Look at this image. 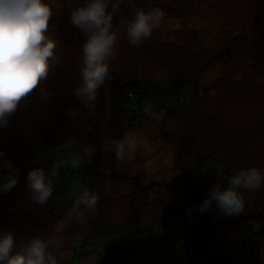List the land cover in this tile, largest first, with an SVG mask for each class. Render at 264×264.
I'll return each instance as SVG.
<instances>
[{"label": "rangeland", "instance_id": "rangeland-1", "mask_svg": "<svg viewBox=\"0 0 264 264\" xmlns=\"http://www.w3.org/2000/svg\"><path fill=\"white\" fill-rule=\"evenodd\" d=\"M43 2L51 9L45 35L55 41L48 74L0 119V238L12 235L10 255L40 239L56 264H94L99 248L146 229L162 236L169 182L185 171L226 181L257 169L259 185L241 184L239 196L242 211L264 215V0H105L116 40L87 104L75 93L90 33L72 14L92 0ZM155 8L164 12L159 26L132 43L137 12ZM176 76L194 79L187 100L136 120L117 110L123 84L168 87ZM37 157L72 166L33 168ZM33 170L51 187L43 203L30 187Z\"/></svg>", "mask_w": 264, "mask_h": 264}, {"label": "trees", "instance_id": "trees-1", "mask_svg": "<svg viewBox=\"0 0 264 264\" xmlns=\"http://www.w3.org/2000/svg\"><path fill=\"white\" fill-rule=\"evenodd\" d=\"M193 84V78L181 76L168 87L132 79L120 88L123 97L117 110L134 120L148 116L151 111L187 100ZM43 165L67 173L72 163L64 158L41 162L37 157L32 166ZM209 180L225 189L233 187L231 180L216 181L189 171L174 175L168 185L170 205L160 218L164 234L156 236L146 229L145 234L125 238L106 250L96 248L94 264H264V215L245 213L241 208L229 214L214 198L216 191ZM235 191L239 195L238 187Z\"/></svg>", "mask_w": 264, "mask_h": 264}, {"label": "clouds", "instance_id": "clouds-1", "mask_svg": "<svg viewBox=\"0 0 264 264\" xmlns=\"http://www.w3.org/2000/svg\"><path fill=\"white\" fill-rule=\"evenodd\" d=\"M105 0H92L86 7L79 8L72 14V21L90 33L83 47L84 65L82 67V84L76 95L87 104L96 96V90L104 83L108 72L105 59L112 54L116 40L111 27V14H106ZM51 16L50 7L43 0H0V119L5 114L16 110L18 102L30 93L40 80L48 74L49 58L53 56L55 41L45 32ZM164 12L155 8L151 12L138 11L135 20L128 27L132 43L141 37L151 35L152 29L158 27ZM86 98V99H85ZM123 145H118L117 155L122 156ZM30 187L38 194L37 199L43 203L51 194V187L45 183L42 170H33L28 174ZM16 183L11 179L5 185L10 188ZM260 183V174L252 168L241 171L232 177L231 185L224 191L213 193L221 207L229 211L239 210L242 200L235 187L243 184L252 188ZM85 200L95 203L96 197ZM13 237L9 233L0 238V262L5 264H56L50 253L46 254V242L34 239L24 252L10 255ZM47 255V260H46Z\"/></svg>", "mask_w": 264, "mask_h": 264}]
</instances>
